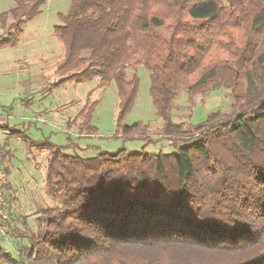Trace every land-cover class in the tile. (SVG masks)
<instances>
[{
	"label": "trees",
	"instance_id": "16d2710c",
	"mask_svg": "<svg viewBox=\"0 0 264 264\" xmlns=\"http://www.w3.org/2000/svg\"><path fill=\"white\" fill-rule=\"evenodd\" d=\"M45 2L16 0L0 13L2 26L12 19L0 48L19 41ZM60 20L52 86L114 82L119 136L147 145L150 124L121 123L138 89L127 68L145 66L155 135L176 149L82 157L12 130L47 150L45 191L57 205L38 210L17 256L0 244V264H264V0H71ZM220 86L228 112L172 121L178 87L191 100ZM95 104L88 95L75 115L80 136L95 132Z\"/></svg>",
	"mask_w": 264,
	"mask_h": 264
},
{
	"label": "rangeland",
	"instance_id": "374dc122",
	"mask_svg": "<svg viewBox=\"0 0 264 264\" xmlns=\"http://www.w3.org/2000/svg\"><path fill=\"white\" fill-rule=\"evenodd\" d=\"M15 2L0 0V13L8 11ZM70 4L71 0H46L41 13L24 24L19 41L0 48V161L7 174L9 185H5L3 193L10 211L5 224L7 233L0 232V244L14 256L28 244L27 238L20 234L27 228L35 230L38 210L55 206L57 202L45 191L47 150L28 146L27 140L11 134L12 130H19L37 144L48 141L64 146V153H77L82 157H92L102 151L115 152L120 148L161 154L176 149L169 139L160 140V136L155 135V127L161 124V119L152 103L149 71L145 66L127 68L128 76L136 73L138 89L133 106L121 123L150 124L148 138L154 141L147 145L138 138L119 136L114 82L97 88L99 78L94 76L81 82L66 81L52 86L57 78L55 63L63 54L53 27L61 23L60 14L65 13ZM11 21L8 16L6 26L0 24V37L6 35ZM88 95L96 102L90 119L95 132L80 136L77 125L81 119H75V115ZM201 95H192L190 100L184 88L178 87L170 110L172 121L197 124L209 113L229 111L232 98L228 88H212Z\"/></svg>",
	"mask_w": 264,
	"mask_h": 264
},
{
	"label": "built area",
	"instance_id": "2783aa9c",
	"mask_svg": "<svg viewBox=\"0 0 264 264\" xmlns=\"http://www.w3.org/2000/svg\"><path fill=\"white\" fill-rule=\"evenodd\" d=\"M7 183V174L4 164L0 161V232L7 233L6 222L8 220V213L6 210V199L3 193V189Z\"/></svg>",
	"mask_w": 264,
	"mask_h": 264
},
{
	"label": "crops",
	"instance_id": "0c3cea01",
	"mask_svg": "<svg viewBox=\"0 0 264 264\" xmlns=\"http://www.w3.org/2000/svg\"><path fill=\"white\" fill-rule=\"evenodd\" d=\"M69 131V130H68ZM71 131V130H70ZM68 133H70V132H68Z\"/></svg>",
	"mask_w": 264,
	"mask_h": 264
}]
</instances>
